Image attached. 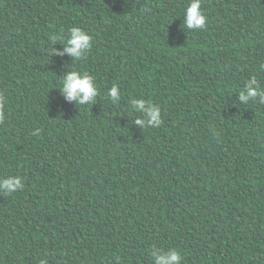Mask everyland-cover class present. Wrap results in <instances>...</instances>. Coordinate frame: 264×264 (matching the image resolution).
Returning a JSON list of instances; mask_svg holds the SVG:
<instances>
[{"label": "trees", "instance_id": "1", "mask_svg": "<svg viewBox=\"0 0 264 264\" xmlns=\"http://www.w3.org/2000/svg\"><path fill=\"white\" fill-rule=\"evenodd\" d=\"M188 3L0 0V178L24 185L0 193V264H264V104L237 94L264 89V0H202L198 31ZM73 26L92 37L75 63L52 51ZM71 70L96 103L61 95Z\"/></svg>", "mask_w": 264, "mask_h": 264}, {"label": "clouds", "instance_id": "2", "mask_svg": "<svg viewBox=\"0 0 264 264\" xmlns=\"http://www.w3.org/2000/svg\"><path fill=\"white\" fill-rule=\"evenodd\" d=\"M183 25L188 30H200L207 25V16L202 10V0H189L183 13ZM61 40L64 45L63 51L52 50L54 55H68L73 63L81 61L91 48L92 37L81 29L73 26L68 29L67 36L54 37ZM246 87L239 91V101L246 105L250 101L258 99L259 103L264 104V89H261L256 76L246 80ZM61 95L69 102H74L81 106L94 104L97 102L99 90L94 82V77L88 73H81L77 70L68 71L62 78V84L59 88ZM112 103H118L120 100V90L117 85H113L107 92ZM3 103L4 98L0 95V122L3 121ZM131 108L133 112L141 115L135 118V124L141 128L159 127L162 124L161 108L144 99H132ZM39 135V129L32 133ZM23 181L20 177L8 176L0 178V193L10 195L23 188ZM155 247V246H154ZM154 264H181L182 255L178 250L170 249L167 252H150ZM43 264V262H42Z\"/></svg>", "mask_w": 264, "mask_h": 264}]
</instances>
